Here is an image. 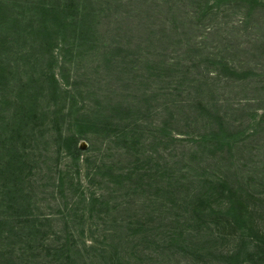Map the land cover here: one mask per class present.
Here are the masks:
<instances>
[{
  "label": "rangeland",
  "instance_id": "rangeland-1",
  "mask_svg": "<svg viewBox=\"0 0 264 264\" xmlns=\"http://www.w3.org/2000/svg\"><path fill=\"white\" fill-rule=\"evenodd\" d=\"M3 213L0 264H264V0H0Z\"/></svg>",
  "mask_w": 264,
  "mask_h": 264
},
{
  "label": "trees",
  "instance_id": "trees-1",
  "mask_svg": "<svg viewBox=\"0 0 264 264\" xmlns=\"http://www.w3.org/2000/svg\"><path fill=\"white\" fill-rule=\"evenodd\" d=\"M42 9L44 10L45 8H43L42 7ZM203 136H206V135H203ZM202 136V137H203ZM208 136H216V133H210V134H208ZM74 146H75V151L77 152V151H82V149H81V147H79L76 143L74 144ZM78 155H79V153H78ZM7 192V191H6ZM234 207V206H233ZM11 208H13L12 210H11V213L9 214V215H13L14 213L16 214V217H20V219H19V221H21L23 218H25L24 217V214H22L21 213V205H20V203H17V205H16V207L14 208V202H13V205H12V207ZM236 208V207H235ZM234 216H235V218H238L239 217V214H234ZM4 217H8V215L7 214H5V213H3V214H1L0 215V221H6V220H1V219H3ZM9 218H11V217H9ZM8 219V218H7ZM24 221H26V219H24ZM67 237L65 236V242L64 243H62L60 246H62V245H64L66 242H67ZM59 246V247H60ZM53 249H56V248H53ZM58 249H60V248H58Z\"/></svg>",
  "mask_w": 264,
  "mask_h": 264
}]
</instances>
